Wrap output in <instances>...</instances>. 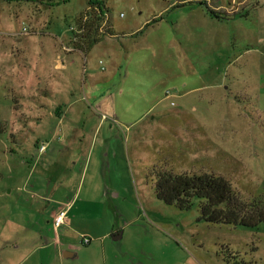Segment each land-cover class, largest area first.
Segmentation results:
<instances>
[{
	"label": "rangeland",
	"instance_id": "1",
	"mask_svg": "<svg viewBox=\"0 0 264 264\" xmlns=\"http://www.w3.org/2000/svg\"><path fill=\"white\" fill-rule=\"evenodd\" d=\"M104 1L99 28L120 35L68 52L85 44L88 0H0V264H264V222H200L196 200L180 209L154 189V167L207 171L264 199V0ZM52 139L66 147L47 171L57 154L42 164L35 144ZM66 158L79 223L54 231L44 206L57 196L34 177ZM106 227L121 237L82 243ZM55 235L76 258L43 247Z\"/></svg>",
	"mask_w": 264,
	"mask_h": 264
},
{
	"label": "trees",
	"instance_id": "2",
	"mask_svg": "<svg viewBox=\"0 0 264 264\" xmlns=\"http://www.w3.org/2000/svg\"><path fill=\"white\" fill-rule=\"evenodd\" d=\"M191 1L193 0H179L175 6ZM203 1L205 0H199L200 3ZM88 3L92 11L78 18L79 30L85 33L83 38L86 49L91 48L104 35H120L114 28H99V21L106 17L108 11L105 1L88 0ZM93 25L95 28H91ZM72 32L76 38V32ZM121 35H125V32ZM154 170L156 196L180 209H190L196 200L200 222L247 228L257 227L264 222V199L243 198L231 182L221 175L207 171L174 172L162 167H154Z\"/></svg>",
	"mask_w": 264,
	"mask_h": 264
},
{
	"label": "crops",
	"instance_id": "3",
	"mask_svg": "<svg viewBox=\"0 0 264 264\" xmlns=\"http://www.w3.org/2000/svg\"><path fill=\"white\" fill-rule=\"evenodd\" d=\"M74 42H77V38L74 37ZM97 43V42H96ZM95 44V43H94ZM93 44V46H94ZM92 46V47H93ZM80 50V51H85V50H88L85 48V44L83 46H79V45H71L70 47H67L65 49V51H72V50ZM84 56H86V54L84 53ZM57 57V60L55 61V64H54V67L55 68H63L65 67V58L62 54L60 55H56ZM57 113V112H56ZM66 114V112L60 110L58 111V116H62V114ZM55 115V113H54ZM60 118H59V122H60ZM58 125H62L64 126V128L68 131L70 130H76L78 129V125H75V124H60V123H57L56 126ZM63 128V129H64ZM60 129V128H59ZM65 130V131H66ZM81 131H83L82 129H80ZM55 136V135H54ZM66 136V135H65ZM53 137V135H52ZM70 137V140H69V146L66 147V145H61L60 147H56L52 144L53 142V139L51 141H43V140H39L36 142L35 144V147H36V151H38V153L40 154V159L42 160V164H45L46 165V158L50 159V158H53L54 157V154L56 155L57 154V158L53 159L52 160H49L47 161L48 162V168L46 169L47 171L49 170V168H52V166L54 164H57L59 163L60 160L59 157H61L63 155V149L62 147L65 146L66 148L68 147H72V145L76 148H79L81 147L82 145H80L83 141H84V135H82L81 138H76L75 135H69ZM65 138V137H64ZM42 142H45L46 143V148L44 151H40L39 150V145L42 143ZM41 152V153H40ZM38 156H35L34 154L31 156L30 160H31V163L32 164H35L38 165ZM76 161L75 160H71L70 158H66V161L64 162V166L61 168L60 172L61 174L60 175H57V176H49V175H44L41 177L37 176V177H34V187L36 185H39V186H48L46 189L47 190H51V194L50 196L52 198H54V196H57L56 198H54L55 201H52L50 199H48L47 197L49 196H46L45 197V200H46V204H45V213L47 215V218H48V225L51 227V229L53 230L54 227H53V219L55 217V215L58 213L59 209L64 206L65 204L68 205V203L71 201V197L73 196V191L72 190H83V184L80 186H77L75 185V181L73 180V169L72 167H74L76 165ZM35 165V166H36ZM91 188V184H89L88 186L85 187L84 190H89ZM62 190H69L68 192H66V195L65 198L61 197V195H57L59 194ZM62 193V192H61ZM50 205H49V204ZM70 211H72V208L71 209H68V211L66 212V215H65V218H64V223H63V226H68L69 228H75L76 226L75 225H78V219L76 217H72V213H70ZM55 231V229H54ZM81 232V230H79ZM77 232V231H76ZM116 232H119V230H114L113 231V228H109V227H106L102 232H100L99 234H94L93 232L89 231V230H85L84 232L81 233V237L82 235H91L92 237H95V239L99 240V241H102V244L105 245V241L108 237V235H112ZM78 233V232H77ZM44 244L45 246L43 247H52L54 249V251H56V253L58 252L59 256L62 258V259H73V258H76L77 257V254L75 253V248L73 245L71 244H67V243H63L61 242V239L58 237V236H52V237H48V238H45L44 240ZM64 247V248H62Z\"/></svg>",
	"mask_w": 264,
	"mask_h": 264
},
{
	"label": "built area",
	"instance_id": "4",
	"mask_svg": "<svg viewBox=\"0 0 264 264\" xmlns=\"http://www.w3.org/2000/svg\"><path fill=\"white\" fill-rule=\"evenodd\" d=\"M45 148H46V143L42 142L39 145V150L40 151H44ZM66 212H67V208L64 205V206H62L59 209L58 213L55 215V217L53 219V227H54L55 230L64 223V218H65ZM82 243L85 244V245L89 244L90 243V238L85 236V235L82 236Z\"/></svg>",
	"mask_w": 264,
	"mask_h": 264
},
{
	"label": "water",
	"instance_id": "5",
	"mask_svg": "<svg viewBox=\"0 0 264 264\" xmlns=\"http://www.w3.org/2000/svg\"><path fill=\"white\" fill-rule=\"evenodd\" d=\"M114 239H119L121 237V232H116L114 234H112Z\"/></svg>",
	"mask_w": 264,
	"mask_h": 264
}]
</instances>
